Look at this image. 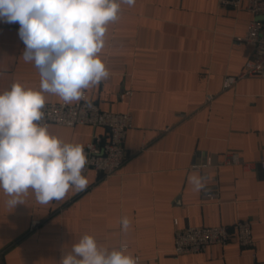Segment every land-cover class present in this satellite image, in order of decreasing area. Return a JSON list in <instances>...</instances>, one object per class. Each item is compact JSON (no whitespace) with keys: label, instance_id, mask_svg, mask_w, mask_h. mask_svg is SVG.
Listing matches in <instances>:
<instances>
[{"label":"crops","instance_id":"crops-1","mask_svg":"<svg viewBox=\"0 0 264 264\" xmlns=\"http://www.w3.org/2000/svg\"><path fill=\"white\" fill-rule=\"evenodd\" d=\"M251 19L246 9L221 7L218 0L123 6L107 27L101 53L110 75L85 94L102 111L132 116L127 160L110 177L90 170L83 191L71 189L46 205L29 189L23 204L11 208L0 188V264H60L85 234L109 250L126 243L128 254L149 264H264V169H191L229 151L252 163L264 158V78L222 89L224 77L239 74L253 53L243 42ZM18 31V23L0 21V93L14 82L39 90V71L23 60ZM207 95L214 100L207 103ZM45 97L46 103L63 102ZM48 130L83 146L105 132L90 125L50 124ZM194 172L205 178L199 192L188 182ZM209 193L217 199H207ZM125 216L131 220L126 233ZM238 220L252 223V247L233 239L225 247L174 256L177 229Z\"/></svg>","mask_w":264,"mask_h":264},{"label":"clouds","instance_id":"clouds-1","mask_svg":"<svg viewBox=\"0 0 264 264\" xmlns=\"http://www.w3.org/2000/svg\"><path fill=\"white\" fill-rule=\"evenodd\" d=\"M136 0H0V21L18 23L25 48L22 58L39 71V90L14 82L0 93V188L10 197L7 206L23 204L31 189L42 205L63 200L74 189L83 191L88 158L84 146L67 143L39 123L45 94L65 105L84 98L85 90L99 85L110 73L101 57L107 27L119 19L123 6ZM210 163V161H209ZM188 182L196 192L205 178L194 172ZM127 232L131 220L121 218ZM60 264H139L128 246L109 250L91 235H83Z\"/></svg>","mask_w":264,"mask_h":264},{"label":"built area","instance_id":"built-area-1","mask_svg":"<svg viewBox=\"0 0 264 264\" xmlns=\"http://www.w3.org/2000/svg\"><path fill=\"white\" fill-rule=\"evenodd\" d=\"M221 7H230L235 10L246 9L252 19L243 42L253 48L251 57L246 61L242 71L237 75H226L223 79L224 91L233 88L241 79L247 77L264 78V0H218ZM126 95H130L126 92ZM214 95H207L206 101L210 103ZM44 117L41 124H57L67 127L77 125H90L95 129H103V133H94L92 140L84 145V151L88 158L83 174L95 170L103 177H110L117 173L127 160L125 142L128 131L132 127V116L129 113L105 112L98 104L87 98L65 105L61 103H45ZM210 161V163H209ZM223 166H242L244 169H264V158L252 163L245 161L236 151L227 152L223 159L213 160L207 157L202 163L192 165V170L214 168L218 170ZM206 198L214 201L216 194H206ZM177 224V221H176ZM37 225V223H34ZM236 239L243 247L253 245L252 223L248 220L235 221L230 226L219 227H193L177 229L174 238L173 254L179 257L185 254H198L209 245L228 246ZM139 264H149L137 257Z\"/></svg>","mask_w":264,"mask_h":264}]
</instances>
